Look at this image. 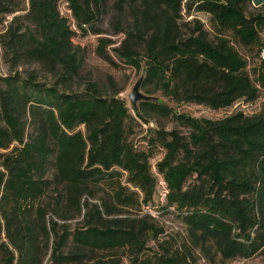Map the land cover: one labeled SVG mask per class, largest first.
<instances>
[{"label": "trees", "instance_id": "obj_1", "mask_svg": "<svg viewBox=\"0 0 264 264\" xmlns=\"http://www.w3.org/2000/svg\"><path fill=\"white\" fill-rule=\"evenodd\" d=\"M181 1L137 0L132 24L115 47L118 59L136 69L142 61L141 85L152 83L173 102L217 108L240 97L254 100L264 89L258 57L264 14L245 13L251 0H191L209 14V38L197 19L188 31L179 25ZM65 2L69 15L59 13L57 0H0V14L18 11L0 33L5 58L43 63L62 80L76 74L71 26L94 23L103 0ZM124 2L115 0L117 7ZM139 105L170 109L159 99H140ZM131 108L94 85L66 91L32 74L0 76V264H41L50 234L52 264H86L88 255L90 264H116L95 254L121 247L128 264H206L196 255L264 254V100L251 115L237 111L212 119L179 112L185 134L148 126L147 135L133 140L131 122L147 120L140 108ZM153 147L161 156L151 170ZM158 176L166 188L160 206L185 230L179 249L147 251L143 220L104 218L159 196ZM92 188L102 197L88 206L83 194ZM84 205L81 223L69 229L62 224L58 233L56 218L65 211L73 217Z\"/></svg>", "mask_w": 264, "mask_h": 264}, {"label": "rangeland", "instance_id": "obj_2", "mask_svg": "<svg viewBox=\"0 0 264 264\" xmlns=\"http://www.w3.org/2000/svg\"><path fill=\"white\" fill-rule=\"evenodd\" d=\"M20 3L21 0H16ZM25 0H23L24 2ZM137 0H125L121 7H117L115 0H103L101 13L98 19L91 25L83 26V29L77 26H71L75 31L72 43L77 49L79 57V65L76 74L67 79H58L54 71L49 66L37 61H20L14 64L7 56V59L2 53L0 47V76L5 74L18 73L25 77L28 74L34 76V80L45 84H54L59 89L66 91L83 90L89 85H94L97 91L105 96H114L122 98L128 106V111L133 112L130 105L128 94L133 83L138 77L143 75V62L136 69L128 63L121 62L116 55L115 47L120 44L124 37V30L131 26V6ZM57 9L60 14L69 15V10L66 7L65 0H57ZM18 12V11H16ZM14 12V13H16ZM260 12L264 14V2L251 0L246 4L245 13ZM14 13L0 14V33L4 30ZM193 19L199 20L201 26L207 31V36L212 37L213 31L211 28L209 14L205 11L196 10L195 4L191 0H182L177 22L183 29L188 31L193 26ZM259 36L261 41L264 40V26L259 27ZM101 38V39H99ZM103 43L100 44L99 40ZM100 44V48L98 46ZM256 64V61H255ZM264 70V66H263ZM145 88L149 89L150 95L155 96L154 99H159L167 104L170 109L168 112L160 110H152L149 107L139 105V100L136 101V106L140 108L141 113L146 118L144 123H132L129 139H138L148 134L149 127H162L164 129L177 128L181 133L185 134L188 130L186 126L181 125L176 118V114L183 112L192 116H202L207 118H222L231 115L234 112L240 111L245 115H251L258 112L261 102L264 100V89H260L257 97L254 100H246L243 97L238 98L233 103L213 108L203 103L194 101H179L173 102L164 96L159 89L153 87L152 83L145 86L139 83V90L143 93ZM25 124V134L31 130L29 120L23 116ZM79 127L83 130V126ZM152 157L149 158L151 170L154 169V162L161 156V151L157 147L152 148ZM1 168V167H0ZM123 178V177H122ZM52 192L48 193L44 198L47 201ZM102 193L92 188L91 192L83 194V202L87 201L90 204L99 203ZM160 198L155 192L151 199L146 203H141L138 206L119 207L118 210L111 214L104 215V218H120L122 221H133L134 224L143 225V233L145 236L146 250L161 251V245L171 249H179L181 242L185 237V230L172 212L163 210L160 206ZM86 212L85 205L81 208L79 214L70 217L69 212H64L63 218H56L59 225L56 226V231H61L62 224L66 228H72L82 221V214ZM50 216L51 214H47ZM47 216V217H48ZM92 218V216H90ZM127 219V220H126ZM52 235H49L47 245L43 247L41 264H52L50 259V250L52 246ZM198 254V252H196ZM95 255L99 256L104 262L115 261L116 264H128V250L125 247L114 250L98 251ZM92 255H88L86 264L92 262ZM198 263L206 264H264V254H256L248 258H233L220 259L217 255H212L209 260L204 255H196Z\"/></svg>", "mask_w": 264, "mask_h": 264}, {"label": "water", "instance_id": "obj_3", "mask_svg": "<svg viewBox=\"0 0 264 264\" xmlns=\"http://www.w3.org/2000/svg\"><path fill=\"white\" fill-rule=\"evenodd\" d=\"M260 1V0H258ZM142 76L138 77L137 80L133 83L131 90L128 94V99L132 107L136 106V101L140 99H154L155 96L143 93L139 90V83L141 82Z\"/></svg>", "mask_w": 264, "mask_h": 264}, {"label": "built area", "instance_id": "obj_4", "mask_svg": "<svg viewBox=\"0 0 264 264\" xmlns=\"http://www.w3.org/2000/svg\"><path fill=\"white\" fill-rule=\"evenodd\" d=\"M260 2H264V0H260ZM258 57H259V59L264 60V40H263V43L258 50ZM157 192L159 194L160 199L163 198V196L166 192L165 183L160 176H158V178H157Z\"/></svg>", "mask_w": 264, "mask_h": 264}]
</instances>
